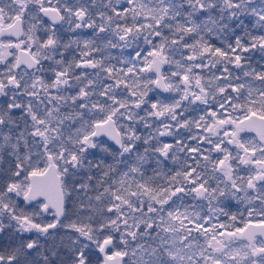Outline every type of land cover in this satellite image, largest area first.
I'll return each mask as SVG.
<instances>
[{"label":"snow or ice","instance_id":"obj_1","mask_svg":"<svg viewBox=\"0 0 264 264\" xmlns=\"http://www.w3.org/2000/svg\"><path fill=\"white\" fill-rule=\"evenodd\" d=\"M6 35L0 264H264V0H0Z\"/></svg>","mask_w":264,"mask_h":264},{"label":"trees","instance_id":"obj_2","mask_svg":"<svg viewBox=\"0 0 264 264\" xmlns=\"http://www.w3.org/2000/svg\"><path fill=\"white\" fill-rule=\"evenodd\" d=\"M141 131H144L143 129H141ZM101 139H103V140H105L109 145H112V144H110L105 138H103V137H101ZM190 199L191 198H189L188 200L190 201ZM23 206V205H22ZM239 208V210L240 211H243V206L242 205H237V203L235 202V201H232L230 204H229V206H228V211H230V212H233V213H235V212H237V209ZM204 210H206V209H202V212L204 211ZM45 220H48V219H51V217H48V216H46L45 218H44ZM227 217H221V220L222 221H227ZM245 219H247V217L245 218ZM253 220H258V219H260L259 217H254V218H252ZM243 225V222L241 221V220H237L236 222H235V227H241ZM194 235H196L195 233H194ZM259 240V239H258ZM238 241H240V242H244L243 240H240V239H238ZM201 242H202V238H201ZM127 259V258H126Z\"/></svg>","mask_w":264,"mask_h":264},{"label":"flooded vegetation","instance_id":"obj_3","mask_svg":"<svg viewBox=\"0 0 264 264\" xmlns=\"http://www.w3.org/2000/svg\"><path fill=\"white\" fill-rule=\"evenodd\" d=\"M21 39H22V37H21ZM0 40H7V41H9V40H12V41H16V38H13V37H9V36H3V37H0ZM168 67L169 66H165V71H167L168 70ZM170 94L169 93H164V96H169ZM241 136L242 137H244V138H248V139H255V138H257V134H256V132H254V131H245V132H242L241 133ZM164 139H170V138H167V137H165ZM109 142V141H108ZM110 143V142H109ZM193 143H195V141H193ZM111 144V143H110ZM113 145V144H112ZM189 199V198H188ZM253 221H255V220H253ZM244 226V224L241 226V227H243ZM239 238V237H238ZM240 240H243L244 241V239H241V238H239ZM257 239H259L258 237H257ZM126 259V258H125Z\"/></svg>","mask_w":264,"mask_h":264},{"label":"water","instance_id":"obj_4","mask_svg":"<svg viewBox=\"0 0 264 264\" xmlns=\"http://www.w3.org/2000/svg\"><path fill=\"white\" fill-rule=\"evenodd\" d=\"M7 36V35H6ZM9 37H12V36H9ZM13 38H16V37H13ZM166 66V65H165ZM103 138H105L107 141H109L111 144H114V142H112V141H110V140H108L107 139V137H103ZM253 229H248V231H252ZM258 231V230H257ZM239 238H241V239H244L242 236H238ZM259 239H261L262 237H260L259 235L257 236Z\"/></svg>","mask_w":264,"mask_h":264},{"label":"rangeland","instance_id":"obj_5","mask_svg":"<svg viewBox=\"0 0 264 264\" xmlns=\"http://www.w3.org/2000/svg\"><path fill=\"white\" fill-rule=\"evenodd\" d=\"M2 41H7V40H2ZM13 42H15V41H13ZM13 51H15V49H13ZM238 239H239L238 237H235L234 238L235 242L238 243V244H242L243 242L238 241Z\"/></svg>","mask_w":264,"mask_h":264}]
</instances>
